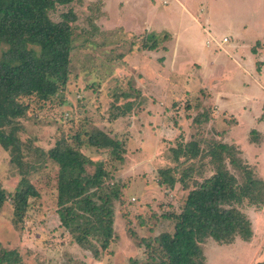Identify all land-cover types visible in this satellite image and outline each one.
<instances>
[{"label":"rangeland","instance_id":"1","mask_svg":"<svg viewBox=\"0 0 264 264\" xmlns=\"http://www.w3.org/2000/svg\"><path fill=\"white\" fill-rule=\"evenodd\" d=\"M138 1L143 8L135 6V0H75L57 4L50 11L54 21L69 9L76 14L70 22L67 80L49 97L21 96L19 101L27 108L15 120L19 148L5 149L0 144V186L9 193L0 207V249L15 250L21 258L19 264H144L148 255L146 240L173 231L174 221L164 215L180 210L194 179L201 180L213 172L209 156L173 161L171 147L179 143L195 140L205 150L211 140L234 144L238 156L264 180V136L257 119L264 112V94L258 84L259 76L264 80V46L249 43L251 37L264 34V0H179L186 1L189 7L194 5L197 23L180 12L175 0L167 4L162 0ZM200 7L203 12L198 11ZM134 8L140 22H149V39L152 36L158 41L164 33L177 39L179 66L191 58L203 63L204 66H195L196 71L191 67L183 69L181 74L192 77L186 86L169 87L163 78L166 64H160L158 71L153 66L157 63L152 61L154 58H162L161 49L150 53L152 48L136 46L142 45L146 35L133 37ZM115 17L124 23L117 25ZM224 34L230 41L236 34L239 40H247L238 50L254 54L256 63L251 69L242 71L231 64L229 52L224 51L230 50L231 42L223 50L205 46L206 38L212 36L220 41ZM122 92L130 94V98L122 96ZM245 94L251 96L246 99ZM129 102L124 115L115 114ZM202 110L210 119L196 125L193 117ZM232 110L239 126L231 130ZM251 128L256 131L250 132ZM97 129L124 144L123 161L108 148H97L88 142ZM63 139L86 157L102 161L110 175L106 182H116L120 187L121 196L113 201L114 235L98 258L91 248L76 243L60 224L58 165L47 153ZM258 141L263 145L255 144ZM226 162L242 180L240 171L228 159ZM190 166L194 172L186 179L189 188L179 182L172 187L160 182L159 168L173 167L178 177ZM86 167L89 173L94 171L93 164ZM23 177L34 185L38 195L28 198L22 217L15 220L10 194ZM239 208L251 220V238L246 241L236 236L231 243L220 244L206 237L200 244L207 264L264 261V204L244 201ZM91 240L92 248L99 246L95 238Z\"/></svg>","mask_w":264,"mask_h":264},{"label":"trees","instance_id":"2","mask_svg":"<svg viewBox=\"0 0 264 264\" xmlns=\"http://www.w3.org/2000/svg\"><path fill=\"white\" fill-rule=\"evenodd\" d=\"M73 1L0 0V144L5 149L19 148L15 120L27 108L19 98L30 95L49 97L57 93L67 80V56L72 36L70 22L76 19V14L69 9L61 13L59 21H54L50 11L57 4ZM2 46L5 49H1ZM143 46L155 48L157 41ZM121 94L130 98L126 92ZM130 104L115 114L124 115ZM208 119L210 116L206 110L193 117L196 125ZM88 142L97 148H108L116 159L123 161L124 144L101 129L90 134ZM203 150L195 140L171 147V158L179 163L182 157L209 156L213 172L201 180L194 179L180 210L164 215L174 221L173 231L161 232L146 240L148 255L144 264H207L200 244L206 237L211 236L220 244L231 243L236 236L246 241L251 238V220L239 205L244 201L252 205L264 204V180L238 156L234 144L211 140ZM47 155L58 165L57 213L60 224L69 230L76 243L91 248L93 256L98 258L114 235L113 201L120 198V187L116 182H106L110 175L102 161L95 162L86 157L64 139ZM227 159L240 171L242 180L229 170ZM87 164L94 165L93 172L87 171ZM193 170L190 166L177 177L173 167L159 168L160 182L169 187L179 182L183 188H189L186 179L191 177ZM8 194L0 186V207ZM10 195L16 220L22 217L28 198L37 196L38 191L23 177ZM93 238L98 241L96 248L91 247ZM20 262V255L15 250L0 249V264ZM257 264H264V261Z\"/></svg>","mask_w":264,"mask_h":264},{"label":"crops","instance_id":"3","mask_svg":"<svg viewBox=\"0 0 264 264\" xmlns=\"http://www.w3.org/2000/svg\"><path fill=\"white\" fill-rule=\"evenodd\" d=\"M99 1H101V0H99ZM137 2H140V1L137 0ZM137 2L135 0V6L143 8V5L141 4V2H140V5H138ZM168 2H169V0H162L163 4H167ZM175 2L177 3L178 7L180 6V12L181 13H186V14L189 15V17H190L189 20L190 21H193L194 23L198 22L197 20H199V18H198V16L197 17L195 16V12L197 13V10L195 11L194 5L189 7L188 6L189 4L187 5L186 1L182 2V1H179V0H175ZM198 11L199 12H203L204 8L200 7V8H198ZM137 14H138V11H137L136 8H134L133 16H132L133 17V37H134V39H138L139 36L141 38V37H143V35H146V32L149 29V28H147V26L149 25V22L145 21L144 24H143V22H140L142 20ZM114 20H115L117 25H119L118 23H124L123 21L120 20V18H116L115 17ZM109 23H111L110 19H109ZM258 28H256V29H258ZM206 32L208 33L207 30H206ZM262 32H263V30H262ZM257 35L251 37V39L249 40V43H251V46H254L256 44L264 46V34H261V32H260ZM173 37H174L173 35L169 36V34H168V36H167V33H164V36H162V38H159L160 41L159 40L157 41L152 36L149 39V35H146L145 38H144V41L142 42V45H140V44L136 45V43H134V44L136 46H138V47H144L143 46L144 44H150V43H152V41H157V46L155 48H152L153 50H150L149 52L153 53V52L159 51L161 49L162 53L160 54L159 57H162V58L161 59L160 58H157V59L154 58L152 61L153 62H157V63L153 64V66L155 68H157V71H158L161 68L160 64H163V65L166 64L165 65L166 67H164L162 69V70H164V76H163L164 82L167 83V85H169V87L181 88V87L186 86L187 85V81H189L192 78L190 75H185L184 76L183 74H181L182 72H184L183 69H185L187 67H191V69L196 71L195 70V66L199 67L201 65L202 66H204V65L200 61H197L196 59L191 58V60L189 62H187L186 64L182 65L183 67L179 66L178 65V63L180 61L179 43H177V41H176L177 39L173 38ZM224 38H226V40H224ZM238 38H239L238 34H236L235 36L233 35V38H232L233 41L232 40L230 41L229 36L224 34L220 41L215 39V37L211 36V38H206L204 43H205L206 47H209V46L213 45L214 48L218 49V47H219V48H222V50H223L224 49L223 47L225 46V48H226L227 47L226 44L231 42L230 50L224 49V51L226 53L229 52V55H228L227 58L230 60L231 64L234 66V68L235 67L238 68V69L242 68L241 70L245 71V69L246 70L251 69V67L254 65V63H256V61L254 60V54L253 53L248 52V51L245 52L244 50H241V49H240V51L238 50L240 44L242 45L243 42H247V40L246 41L244 39H240L239 40ZM166 41L169 42V43H166ZM187 42H188V45H191V41L189 42L187 40ZM230 45H228V46H230ZM187 48H189V47H187ZM262 65H264V63H262ZM256 69H257V67L254 69V72H255ZM202 70H203V67H202ZM262 72H264V68L261 70V73ZM169 74H171V77L169 76ZM182 75L184 77H182ZM255 76H257V75H255ZM262 79L263 78L261 76H259L258 84L262 88L260 92H262L264 94V84H263L264 80H262ZM154 80H156V82H159V75ZM217 94L218 93H215V96ZM250 96H251L250 94H245L244 97H246V99H248ZM234 102H237V99ZM237 104H239V103H237ZM237 104H236V106H237ZM241 105L243 106V103ZM242 106H241V109L243 110ZM218 110L219 109L217 107V111ZM233 111L234 110L231 111V114L233 116L230 115V117H229V118H232V120H231V130L233 128H235L236 125L239 126V119H237V117L234 116ZM229 118H227V119H229ZM257 119H258L259 122L262 123V129H261L260 132H261V135L264 136V112L261 115H259L257 117ZM234 121H235V123H234ZM254 130H255L254 128L249 129L250 132L254 131ZM258 143L259 144L261 143V145H263V142H260V141L256 142L255 144L258 145ZM258 148H260V145L258 146Z\"/></svg>","mask_w":264,"mask_h":264},{"label":"built area","instance_id":"4","mask_svg":"<svg viewBox=\"0 0 264 264\" xmlns=\"http://www.w3.org/2000/svg\"><path fill=\"white\" fill-rule=\"evenodd\" d=\"M224 40H226V38H224Z\"/></svg>","mask_w":264,"mask_h":264}]
</instances>
